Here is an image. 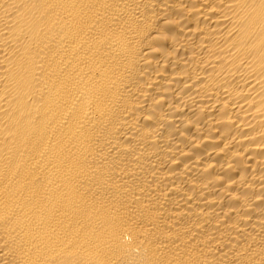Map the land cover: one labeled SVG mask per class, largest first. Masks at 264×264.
Returning <instances> with one entry per match:
<instances>
[{
	"label": "bare ground",
	"instance_id": "6f19581e",
	"mask_svg": "<svg viewBox=\"0 0 264 264\" xmlns=\"http://www.w3.org/2000/svg\"><path fill=\"white\" fill-rule=\"evenodd\" d=\"M0 264H264V0H0Z\"/></svg>",
	"mask_w": 264,
	"mask_h": 264
}]
</instances>
